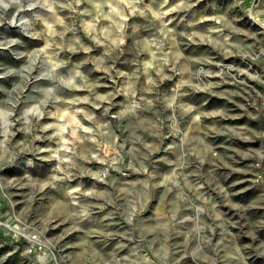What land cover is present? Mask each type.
Masks as SVG:
<instances>
[{"label":"rangeland","instance_id":"374dc122","mask_svg":"<svg viewBox=\"0 0 264 264\" xmlns=\"http://www.w3.org/2000/svg\"><path fill=\"white\" fill-rule=\"evenodd\" d=\"M0 264H264V0H0Z\"/></svg>","mask_w":264,"mask_h":264}]
</instances>
